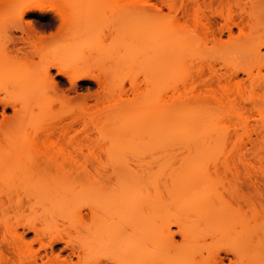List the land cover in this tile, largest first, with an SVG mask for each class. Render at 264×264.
<instances>
[{
	"label": "bare ground",
	"instance_id": "6f19581e",
	"mask_svg": "<svg viewBox=\"0 0 264 264\" xmlns=\"http://www.w3.org/2000/svg\"><path fill=\"white\" fill-rule=\"evenodd\" d=\"M30 1L24 7L18 0L5 3L18 10L16 18L23 22L25 16L44 13L40 0L35 6H30ZM196 6L191 14L194 30L182 42L177 41L187 35L180 39L182 32H178L181 35L173 38L171 24L155 10L153 38L142 52L144 64H152L154 76L145 90L134 92L132 102L124 99L123 91L106 83L108 91L102 103L108 102L109 108L99 111L103 113L101 123L84 108L71 115V122H56L54 107L46 99L33 102L39 106L35 110L32 100L38 95H32V77L20 64L10 61V56L25 53L28 44L34 45L44 36L34 31L37 27L27 22L22 30L25 37L11 36L0 44V87L7 95L0 97V221L15 220L36 234L34 241L27 242L25 232L18 234L8 227L17 264H264V228L260 233L248 227L246 214L243 233H236L231 195V189L242 191L245 185L238 179V170L264 161V155H252L244 146L231 147L222 137L224 128L220 129V117L212 107L224 108L225 116H236L239 121L242 110L238 100L246 98L239 91L237 99L226 85L204 93L193 89L175 93L176 98L175 94L168 96L172 80L180 75L182 55L198 52L197 27L203 26L214 35L218 26L216 19L203 24ZM234 14L226 16L219 27L221 34L227 32L231 38L235 28L257 27L248 12L236 20ZM260 21L264 22V13ZM17 26L20 29L23 25ZM238 50L245 52L247 47ZM261 64L264 67V59ZM60 66L53 63L45 68L44 79L51 87L60 84L51 73L53 68L57 77L70 83L73 92L80 81L95 79L88 70ZM241 70L230 73V82L237 80L240 72L250 77L249 69ZM250 94L249 101L260 110L264 94L253 89ZM189 102L206 106L190 111ZM81 113L85 116L84 139L71 144V150L62 148L53 137L56 132L65 134L74 129ZM133 118L138 126L149 129V141L97 142L90 136L88 129L93 126L115 124L120 119L128 124ZM146 154L153 161L144 162ZM227 174L232 180L225 182ZM247 183L251 186V179ZM226 193L231 201L226 200ZM43 204L50 205L64 222L61 231L47 237L26 218L28 211ZM0 264H7L3 257Z\"/></svg>",
	"mask_w": 264,
	"mask_h": 264
},
{
	"label": "rangeland",
	"instance_id": "374dc122",
	"mask_svg": "<svg viewBox=\"0 0 264 264\" xmlns=\"http://www.w3.org/2000/svg\"><path fill=\"white\" fill-rule=\"evenodd\" d=\"M18 1L22 4L20 6L26 4L28 6L29 0ZM133 1L136 3L133 4L132 0H40L44 13L36 12L25 16L22 22L16 18L18 10L9 3L6 4L5 0H0V44L4 45L8 41L6 39L11 36L25 37V31L22 30L27 22L37 27L33 28L36 29L35 32L40 31L37 33L43 32L44 35L32 43L34 45L31 46L34 48L28 44L24 50L25 53L21 55L15 53L10 56L11 59L9 58L10 61L20 64L23 70L32 77V95H38L32 100L35 110H38L39 106L33 102L38 101L39 103V99H46L54 107L56 122L59 120L71 122V115L78 112L79 108L86 109L87 113L93 114L98 119L103 116V113L100 115L99 111L106 106L109 108L108 102L102 103L108 91L106 87L108 82L112 85L111 88L116 86V90L124 92V99L132 102V97H135L134 92L145 90L154 76L152 64L149 63L147 66L146 63L144 64L145 59L142 52L153 38L151 28L153 21L157 18L155 10H160L164 22L171 24L173 38L176 34H180L178 32H182L180 39L183 35H187L183 37L184 39L177 41L182 42L194 30L195 24L191 14L194 5H197L198 13L196 14L203 24L209 23L210 19L212 21L216 19L218 26L214 28V35L208 33L203 26L197 27L199 30L197 39L200 45L195 52H198L196 55L194 53L191 55L190 50H195L193 47L189 49L188 54L187 51L182 55L180 68L177 71L180 75L175 77L176 80L173 79L175 81L172 80L174 85L168 92V96L173 95L174 97L175 93L178 95L186 91L190 93L193 89L199 93L212 88L219 90L222 85L228 86L236 95L239 91L242 92L246 100H238L240 111L242 110L240 112L241 121H237L236 116L235 119L225 116L224 108L217 109L215 105H212L219 115L216 117H220L218 118L221 122L219 123L220 129L224 128L222 137H225L224 139L231 147L233 145L244 146L246 151L252 155H264V100L260 103V110L255 109L249 101V97L253 95L250 94L252 89L264 94V67L261 64L264 59V22L260 21L261 14L264 13V0H223L222 2L220 0H168L169 3H165L166 0L165 2L164 0H140L146 3L148 1L147 4H137L139 0ZM35 3L37 4V1L32 0L29 5L35 6ZM166 4L167 7L168 4L170 5V8L168 7L170 10L165 6ZM244 11L252 15V24L257 25L255 29L235 28L231 38L227 32L220 33L219 27L227 20L226 16L228 17L233 12L236 20L243 16L241 13ZM19 24L24 27L20 26L22 29H18ZM240 46L247 47V50L239 52ZM51 63L76 71L88 70L95 79L80 81L76 88L77 91L75 89L73 92L70 83L65 78L57 77L56 70L53 68L51 73L61 85L51 87L44 79L45 68L51 66ZM241 68L249 69L250 77L240 72L239 78L230 82L228 77L230 73L234 70L242 71ZM258 84H260L259 87H253ZM238 95L237 99L240 97ZM0 97H7L2 87H0ZM189 103L190 106L188 104L187 107L192 108L189 109L190 111H195V109L199 111L205 109L206 106L202 102L200 104L198 102ZM84 119L85 116L81 113L79 124L65 134L56 132L53 137L54 141L62 148L71 150V144L82 141L85 137L82 128ZM122 120L111 125L107 123L97 125V127L93 126L88 129L91 138L97 142L116 139L124 143L144 142L151 139L149 129L145 126H138L139 123L136 124L134 118L128 124ZM98 122L101 123L102 119L100 118ZM76 129L79 131L76 132ZM144 157L145 155L142 158ZM147 157L148 159L144 162L153 161L148 154L145 158ZM254 162L253 167L238 170L239 181L245 183L242 191L231 189L236 215V233L239 235L244 231L243 219L246 214L248 227L260 233L264 228V161ZM223 179L226 182L232 180V177L227 174L223 176ZM249 179H251V186L246 185ZM225 198L231 201L229 193L225 194ZM26 218L34 221L46 237L63 229V219L53 212L50 205L36 206L35 209L28 211ZM6 222L9 224L6 225ZM8 227L12 231L16 230L18 234L25 232L27 242L34 241L36 234L28 231L15 220L0 221V258L3 257L7 264H17L16 251L10 245L12 232L8 230ZM58 248L59 246L56 250Z\"/></svg>",
	"mask_w": 264,
	"mask_h": 264
}]
</instances>
